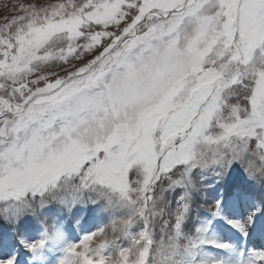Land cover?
Returning a JSON list of instances; mask_svg holds the SVG:
<instances>
[{"label": "snow or ice", "instance_id": "snow-or-ice-1", "mask_svg": "<svg viewBox=\"0 0 264 264\" xmlns=\"http://www.w3.org/2000/svg\"><path fill=\"white\" fill-rule=\"evenodd\" d=\"M18 7L0 264H264V0Z\"/></svg>", "mask_w": 264, "mask_h": 264}, {"label": "rangeland", "instance_id": "rangeland-1", "mask_svg": "<svg viewBox=\"0 0 264 264\" xmlns=\"http://www.w3.org/2000/svg\"><path fill=\"white\" fill-rule=\"evenodd\" d=\"M51 0H0V22H2L5 18H11V16L19 14V5L20 4H45L49 3ZM73 229L71 236L73 239L77 237H81L83 235V230H92L95 225L93 224L90 217H84L83 223L80 227H77L75 221H73ZM107 223L106 219H101L96 222V224ZM257 243V241H253L249 246H253Z\"/></svg>", "mask_w": 264, "mask_h": 264}]
</instances>
